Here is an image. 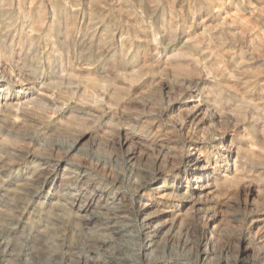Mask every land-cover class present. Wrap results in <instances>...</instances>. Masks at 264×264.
Returning a JSON list of instances; mask_svg holds the SVG:
<instances>
[{
    "label": "rangeland",
    "instance_id": "374dc122",
    "mask_svg": "<svg viewBox=\"0 0 264 264\" xmlns=\"http://www.w3.org/2000/svg\"><path fill=\"white\" fill-rule=\"evenodd\" d=\"M37 1L0 0V264H113L124 244L137 264H264V0ZM198 95L228 117L204 107L194 122ZM233 140L251 148L237 175ZM192 153L221 184L200 200L150 197L167 227L145 254L132 181L149 192L158 168L179 166L176 185H194ZM113 176L127 200L107 217L123 241L95 203Z\"/></svg>",
    "mask_w": 264,
    "mask_h": 264
},
{
    "label": "bare ground",
    "instance_id": "6f19581e",
    "mask_svg": "<svg viewBox=\"0 0 264 264\" xmlns=\"http://www.w3.org/2000/svg\"><path fill=\"white\" fill-rule=\"evenodd\" d=\"M12 1V0H11ZM16 2L18 3V5L20 6L21 4H23L24 0H16ZM39 1L37 0H30L29 4L31 7L32 11L36 10V5ZM46 7V6H45ZM2 11V9L0 8V12ZM29 11V9H28ZM169 27V26H168ZM36 29V28H35ZM209 32V31H208ZM171 34V33H170ZM260 36V35H259ZM206 38V37H205ZM215 41V40H214ZM203 43V42H202ZM216 43V42H215ZM208 44V43H207ZM217 44V43H216ZM56 42L53 43V46H56ZM191 46V45H190ZM58 47V45H57ZM191 49V47L189 48ZM196 51V50H195ZM258 51H260L258 49ZM194 52V51H193ZM264 54V53H263ZM183 55V54H182ZM2 61L0 62L1 65ZM200 64V63H199ZM200 67V66H199ZM211 70L213 72H215L217 76L222 77L223 75V70L220 68H215L211 66ZM216 70V71H215ZM264 71V70H263ZM262 71V72H263ZM3 72V71H2ZM168 73V72H167ZM171 75V74H170ZM215 77V76H214ZM158 81V80H157ZM189 82V81H188ZM185 84V83H184ZM189 84H192L191 82ZM199 84V83H198ZM164 85V84H163ZM193 86V85H192ZM200 86V85H199ZM167 87V86H166ZM165 88V87H164ZM196 88V87H195ZM162 89V88H161ZM179 89V88H177ZM12 91V90H11ZM164 91V90H163ZM196 91V90H195ZM211 91H213V93H217L214 89H211ZM4 93V92H3ZM181 93V92H180ZM162 94V93H161ZM213 95V94H212ZM197 97V95H196ZM216 97L214 96H202V95H198V99H197V104L195 105V109L194 111H192L193 113L192 116L194 117L193 120L195 122V120L197 122H201L204 124V120L205 117L204 115L202 117L201 114L203 113L204 107H208L207 110L211 111L212 116L210 117L211 120L215 121H221L223 120L225 117L227 116V112L224 110L223 105L219 104V102H217L215 100ZM34 100V99H32ZM102 100V99H101ZM177 101V100H176ZM175 101V102H176ZM195 102V103H196ZM185 106V105H184ZM10 107H6V110H9ZM28 110V109H27ZM29 112V111H28ZM190 114V116H191ZM207 114V113H206ZM238 116L236 117L237 121H242L243 117L236 113ZM102 116V115H101ZM7 119V117H6ZM17 120V119H16ZM12 121V120H11ZM184 121V120H183ZM185 124V123H184ZM208 124V123H207ZM8 127V126H7ZM180 130H183L185 125H181L180 126ZM10 128V127H9ZM243 130H246V126H243ZM57 131V130H56ZM56 133V132H55ZM132 134V133H131ZM185 134V133H184ZM215 135V134H214ZM218 135L220 136L221 139L225 138L226 132L222 131L220 133H218ZM133 136V135H132ZM126 140V139H125ZM142 141V140H141ZM197 141V140H196ZM198 142V141H197ZM201 142V141H200ZM124 143V142H123ZM129 143V142H128ZM132 146V145H131ZM178 146V145H177ZM137 147V146H135ZM157 147V146H156ZM131 148V147H130ZM169 148V147H168ZM167 148V149H168ZM129 149V148H128ZM135 149V148H134ZM192 151L194 152L195 150L199 151V152H203L199 145H195L192 146ZM228 155H232L233 156V161H234V175H237L238 172H241L242 170H244L246 167H248V164L251 163V159H250V150L251 148L249 146H246L245 144H243V142L241 141H234L233 143L228 146ZM137 152V151H136ZM134 152L133 149L130 150V159L132 161L136 160V158L138 157L137 153ZM146 153V152H145ZM253 153V152H252ZM227 157V156H226ZM171 159V158H170ZM169 155L168 154H164L162 155V157H160L157 162L160 165H165L163 163H169ZM59 162V161H58ZM67 162V161H66ZM138 162V161H137ZM205 162V161H204ZM205 163H209V159L207 158V161ZM67 164V163H66ZM75 165V163H74ZM158 166V165H157ZM82 167V166H81ZM165 167V166H164ZM189 169L192 171V177L193 179H195L194 181V185L190 184L189 187H182V183L183 181H181V185L180 187H178V185H176V182H178V180L180 179V173H185L186 169H182L181 167L178 166V172L174 173V174H170V171L167 173V171H165V169L162 168H158L155 172H154V179L152 183V187L150 189V191H146L144 192V188L142 189L141 184L138 183L137 180H133L132 182L135 184L136 189L138 190V192L141 193V195L139 194L138 197L136 198V202H135V210L138 212V214L142 217V220L145 221V225L146 228L144 231L141 232V234L143 235V237L146 240V252L152 250L155 246V241L156 238L161 235L163 232H165V229L167 227V220L162 221L164 218H162V216H158V214H156L154 208V202L152 201V196L155 195V193L157 195H161L162 191L164 192H168L166 194H164L165 196H172V197H177V198H188L189 197H199L198 199H202V197H204L205 195H207V189H210L211 187H218L221 184V178H215L210 180L208 178V166L207 164H202V161L200 160V157L198 156H194V153L191 154V159H190V164ZM80 168V167H79ZM98 169V168H97ZM70 170V169H69ZM173 170V169H172ZM58 172V171H57ZM93 173V172H92ZM114 173V172H113ZM206 174V178L203 180V176ZM153 175V174H152ZM185 177V176H184ZM224 177V176H223ZM225 179H228V176L224 177ZM125 179V178H124ZM185 179V178H184ZM103 180V179H102ZM132 180V179H131ZM111 187H108L106 184H104L103 186H101V188L99 189V198L96 200V204L98 209H100L101 212V218H102V229L103 231L112 234L111 238H118L120 240H125L124 238L121 239L122 237H125V226L121 227L119 221H115V219L113 220L112 217H110L111 215H109V217H107V212L108 213H113L116 208H118V206H112V205H108V204H124V202L127 200L126 198V194H124L123 192L119 191V187L118 186L119 183H122V180L120 178V176H113ZM186 181V180H185ZM108 183V181H107ZM110 183V182H109ZM79 184V183H78ZM94 188V187H93ZM89 190V189H88ZM140 190V191H139ZM143 191V192H142ZM250 191V190H249ZM69 193V192H68ZM213 194V193H212ZM69 195V194H68ZM164 195H161L160 197H164ZM145 197H148V201L146 202L144 200ZM150 197H152L150 199ZM208 198V197H207ZM74 199V198H73ZM76 200V198L74 199V201ZM159 200V199H158ZM189 200H191V198H189ZM92 201H94V198H92V200L90 201H86L85 203L82 204H88V205H81L80 206V211L81 213H87L90 209V207L92 205H89ZM169 201V200H168ZM192 201V200H191ZM264 201V200H263ZM159 202V201H158ZM175 202V201H174ZM183 202V201H182ZM188 203V202H187ZM203 205V204H202ZM96 207V208H97ZM168 207V206H167ZM203 207V206H202ZM194 208V207H193ZM180 209V208H178ZM125 211V210H124ZM163 211V210H161ZM212 211H216V210H212ZM116 212V211H115ZM104 213H106V215L104 216ZM118 213V212H117ZM133 213V212H132ZM169 213V212H168ZM177 213V212H176ZM172 214V213H171ZM211 214V213H210ZM217 216V212L215 213ZM118 216V215H117ZM164 216V215H163ZM168 216V215H167ZM187 216L190 218V221L196 222L199 221V215L196 214L194 211L188 212ZM93 218V217H92ZM120 218H122L123 220H128L129 221V216L128 215H120ZM141 221V222H143ZM84 222V221H83ZM84 224V223H83ZM86 226V225H85ZM127 226V225H126ZM173 226L170 227V229H172ZM130 231V230H129ZM257 231V230H256ZM170 232V230L166 231V233L168 234ZM165 233V234H166ZM205 234V233H204ZM163 235V234H162ZM178 235V234H177ZM172 236V233H171ZM204 236V235H203ZM257 237V236H256ZM169 238V237H168ZM209 239V238H208ZM210 240V239H209ZM123 244V243H122ZM168 244V243H167ZM169 245V244H168ZM209 245V244H208ZM87 246V245H85ZM212 249V248H211ZM155 250V249H154ZM150 253V252H149ZM143 252H139L138 255H140V257L145 255ZM158 254V253H157ZM218 254V253H217ZM210 258V257H209ZM84 259V258H83ZM201 259V261H206L208 259V255H206L205 253L201 254L199 253L197 255V260ZM110 263L113 264H137L135 259H134V255L132 252V248L129 247V245L124 244L123 246H121L118 251L114 254H112V256L110 257ZM140 262V261H139ZM156 262V261H155ZM208 263V262H207Z\"/></svg>",
    "mask_w": 264,
    "mask_h": 264
}]
</instances>
